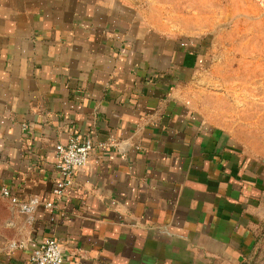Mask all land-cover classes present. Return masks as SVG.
Here are the masks:
<instances>
[{
	"label": "crops",
	"instance_id": "0c3cea01",
	"mask_svg": "<svg viewBox=\"0 0 264 264\" xmlns=\"http://www.w3.org/2000/svg\"><path fill=\"white\" fill-rule=\"evenodd\" d=\"M214 63L210 40L137 22L119 0H0V264H31L48 238L63 264H253L264 150L232 118L243 100L202 95ZM72 134L108 144L48 207Z\"/></svg>",
	"mask_w": 264,
	"mask_h": 264
},
{
	"label": "rangeland",
	"instance_id": "374dc122",
	"mask_svg": "<svg viewBox=\"0 0 264 264\" xmlns=\"http://www.w3.org/2000/svg\"><path fill=\"white\" fill-rule=\"evenodd\" d=\"M119 1L137 22L169 34L202 36L214 44V66L198 76L202 95L214 90L243 100L232 104V118L237 124L257 126L259 136L244 133L264 150V13L258 0ZM217 115L226 121L224 112ZM252 263L264 264V244Z\"/></svg>",
	"mask_w": 264,
	"mask_h": 264
},
{
	"label": "built area",
	"instance_id": "2783aa9c",
	"mask_svg": "<svg viewBox=\"0 0 264 264\" xmlns=\"http://www.w3.org/2000/svg\"><path fill=\"white\" fill-rule=\"evenodd\" d=\"M264 9V0H258ZM27 127V125H24ZM108 143L92 136H78L72 134L66 143L56 145V170L52 193L54 198L46 203L48 207L58 205V201L65 195L69 188L75 185V170L87 165L91 159V153L97 149H103ZM3 195L9 196L18 213L31 214L34 212L37 201L34 199L23 200L18 195L11 193L9 189L2 191ZM12 246H19L12 243ZM31 264H63L64 255L61 243L55 238L42 241L30 256Z\"/></svg>",
	"mask_w": 264,
	"mask_h": 264
}]
</instances>
